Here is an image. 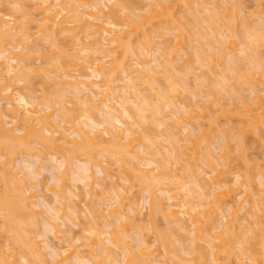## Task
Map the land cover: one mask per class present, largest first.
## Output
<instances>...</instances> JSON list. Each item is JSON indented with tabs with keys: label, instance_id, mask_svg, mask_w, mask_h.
I'll use <instances>...</instances> for the list:
<instances>
[{
	"label": "bare ground",
	"instance_id": "1",
	"mask_svg": "<svg viewBox=\"0 0 264 264\" xmlns=\"http://www.w3.org/2000/svg\"><path fill=\"white\" fill-rule=\"evenodd\" d=\"M21 1L0 0V6L5 5L7 7L6 5H9L8 9L9 7L12 8L11 5H13L17 9L19 16H21V21H17L11 16V13L9 15L7 14L9 12L3 13L0 11V187L2 186L3 188L1 190L2 193H0V216L5 221V223H2L5 228L2 229L8 231L4 232L8 233H6L8 235V238H6L7 243L9 241L8 244H10L6 245L8 249L5 246L1 247L0 264H22V261L24 262L23 264H136V262L137 264H155V262L156 264H175V259L185 264H231L232 261L233 264H259L258 259L263 256H259L258 253L260 251L257 254H253L254 250L252 251V249L256 251V247L253 248V246L257 242L259 243L256 245L258 250H260V244L264 248V213L262 212L263 215L261 214L262 208L258 203V199H256L258 197L254 196L255 191L252 181L255 176H251L253 173L247 176V172H245L246 176L242 179L243 175L236 174L238 190L243 189L245 196L253 197V202L247 214L251 217V221L245 216L246 218L243 217V221H246L247 225H245L246 223L243 224L241 218V220H238L242 223L238 220L233 222L234 219L232 217L234 218V214L233 216L230 215V206L220 199L221 195L226 197L229 194V191H223V183L220 181V175L227 172V170H222L220 167L227 169L230 167L227 159L230 156L232 148V146L230 148L229 139L231 140L232 138L228 139V137L222 135L223 141L214 149L219 151L215 155L211 151L213 146L211 145L212 147H210L209 145L212 140L209 143L210 138L208 137L213 138L217 133L215 131L214 135L209 133L208 131L211 129L203 132L202 126L198 123L201 119L203 121L204 117L205 119L213 117L211 116L212 113L209 117L207 116L209 115V110H212L215 104L218 106L219 111L235 114L240 119L247 121L248 130L255 129V134H258L259 128L261 130L264 129L260 127L264 123V96L262 95L264 93V68L263 63H260L264 59V56L262 59L257 53L258 49L264 46V25L260 26L255 23L256 18L254 19V25L252 23L250 24L251 27L247 26L248 23L245 19H247L248 13H246L247 10L245 12V9L241 7L244 4L240 2H243V0H214L215 4L212 1L210 6L206 5L209 4L210 0H203L205 2L202 3L200 1L201 4L199 6H194V4L199 3V1L195 0L197 2L193 1L192 3L194 4H192L193 7L191 8L188 5L191 4V2H188L189 0H150L151 2L147 3L152 9L148 6L145 7V5L141 6L146 0H143V4H139V1L142 2V0H137V5L144 8L143 10L137 9L140 12V16L143 17L139 19L142 20L141 22L134 19L135 14L136 16L138 15L134 11L133 0H32L33 3L34 1H37V3L35 2L36 5L34 6L31 1L30 3L33 6L28 9V6L22 5ZM152 1L155 3H152ZM238 1L242 4L241 6ZM38 3H40L38 6L41 8L37 7ZM255 4H258L255 7L261 6V3H258V1ZM44 5L46 6L44 7ZM179 5H181L183 11H185L184 9L186 11H180L177 8ZM223 5L226 7L223 8ZM33 7L36 8L32 9ZM156 7L160 8L157 10L155 9ZM194 7L200 8L193 10L192 8ZM107 8L111 9L106 11ZM201 8L203 10H200ZM14 9L11 11L15 12ZM189 9H192V12L195 11V14H190ZM224 9L227 13L225 11L223 13ZM38 10L41 11L39 14L42 16L37 19L35 17ZM254 10L251 15L253 14V17H257L256 15L258 14L255 13L261 11V16H258L259 22L264 24V7L261 6V10L256 9L255 12ZM144 11H147V14H144ZM186 12L189 13V16L195 15L194 19L192 18L194 21H191V26L195 25L193 28L196 30L192 36H195L196 39L193 40L196 44L191 47H188L190 44L188 45L187 43L194 41H191L192 38L190 37L192 36H190V33L188 34L185 31L187 30V27H184L186 22L182 25L184 28L180 25L181 23H178L177 26L179 27L175 25L179 20V14L183 13L181 17L183 19L187 18L188 13ZM31 13H35V17ZM118 13L124 16H118ZM200 14L204 16L201 17ZM140 16L138 17L140 18ZM90 18L94 19L91 20ZM29 23H36L39 37L38 34L34 33L36 31L33 32L34 34L30 32L33 31L32 28L35 25L30 27V29L28 26L31 24ZM147 23H149L151 28L150 26L147 27ZM70 25L75 26L70 27ZM155 25L159 26L157 28L153 27ZM240 25L243 28L245 27L242 32L237 30V28H241ZM180 27L183 29L178 34L177 32H179ZM222 28H226V30H222ZM35 29L37 28L35 27ZM159 29L162 32L168 31L166 34L170 33L169 35H172L171 38L175 37L174 39L172 38L176 42L173 47H168L169 40L157 43V45L155 44L157 36H159L157 35ZM140 31L143 36H139ZM224 31H228L227 33L229 34L227 35ZM185 32L190 36L188 38L190 42H187L188 40L185 37L188 36L184 35ZM32 34L34 38H30ZM59 34L63 36H65L64 34H67L66 36L70 35L73 39L72 42L75 41L76 46L74 47V43L73 46L67 44L66 48L63 49L65 45H59L60 43L58 44V40H56V37L59 38ZM154 36L155 38H153ZM226 37L229 40L225 39ZM31 39L41 40V43L45 40L48 42L41 44L40 41H37L39 42L38 44L33 40V44H31ZM87 39L92 41H88ZM141 39L143 40L140 41ZM5 40H11V42L8 41L10 44ZM183 40L186 43L185 49ZM2 41L7 42L9 47L6 43H2ZM134 41H138L137 44ZM236 42L240 43V47L243 46L240 53H243V59L248 61L247 64L250 65V70L247 69L249 72H242L246 68L242 67L243 69H239L237 65L238 57H235V54H230L232 53L231 48ZM201 43L207 45H204L207 47V50L209 48L206 53V50H203L205 47H202ZM225 44L226 46L229 45L226 47ZM10 45L11 47L13 45L14 49L10 48ZM42 45L47 46L41 47ZM33 47L36 49H33ZM68 47L71 48L70 52ZM188 48H191V50ZM47 49L51 50H48L50 51V55H46L48 53ZM185 50H189L190 56L194 58H192L194 64L198 62L202 72L196 69L193 63L187 64L188 58H186V62L185 59H181L184 56L182 55V51ZM234 53L238 54L235 51ZM32 55L38 57L39 61H41L42 65L41 63L39 64L41 67H37L40 70L32 69L31 64L29 67V63H25ZM150 57L151 59H149ZM128 58H130V62H127ZM223 59L227 60V66L224 65L227 67L226 70H232L233 76L231 78L227 77L230 75H226L228 72L225 71V68L224 70L221 69L223 67L221 66L224 62ZM240 60L242 61V59ZM65 61H68V63ZM131 63L134 65L132 66ZM211 63L214 65L212 64V66ZM67 66H78L79 68L83 66L82 70H86L85 68H87L90 72L87 73L88 75H83L85 78L81 75L77 78V75L69 73L74 68L68 69ZM134 66L136 67L134 68ZM192 68L195 70L191 71ZM59 71L65 75L69 73L70 77L66 78L67 76L64 77V75L61 77L62 73H58ZM181 71L182 73L184 71L183 74L185 76L183 75V77H186V74L189 76L190 72L194 76L196 72H201L195 76V78L198 77L200 80L196 78L197 84L195 83L194 89L188 83L190 78L188 79L187 77L188 80L183 78ZM34 72L36 73L35 75L44 77L45 86L51 87V89L43 90L41 92L43 94H40L42 96L36 95L37 93L35 92H32L33 94L25 93L28 94L25 95L19 89L12 87V85L15 86L20 82H25L28 80L26 79L28 77H33ZM234 72H236L235 75ZM247 72L248 74H246ZM208 73L210 75H217L216 79L218 77L217 81H219V84L215 80L212 82L206 80L205 77H210ZM116 74L117 76H115ZM118 74L120 77H118ZM249 76H251V80L248 79ZM63 77L68 80H65ZM71 78L75 81H72ZM161 78L166 83L163 86L160 84ZM233 78L242 81H238V83L242 85L243 89H245V85L250 90L252 87L253 96H257L256 94L261 90L260 92L262 93L259 92L261 95L258 94L259 96L257 97L252 96L251 100H253L254 104L252 103L251 105V102L245 100L246 97L242 96V93L233 86L234 83H231V79ZM58 79L60 80L59 82ZM69 79H71L72 83ZM207 79L211 80V77ZM228 79L230 82L227 81ZM117 81H122V83L118 82L116 84ZM257 82L259 84L262 83L263 86L254 84ZM215 83L217 84L214 87L216 90L219 89L216 86L221 85L223 92L226 93L224 96L222 90L219 91V95L223 94V98L230 94L227 90L232 88V92L235 94V96H233L234 94L232 95V98H238L242 106H238L240 103L237 104V101L230 99V96L227 97L230 101L224 99L226 101L224 102L223 98L216 94L218 92L212 88ZM77 86H79L78 89ZM205 87L206 89H204ZM74 88L76 89L75 91L72 90ZM188 88L194 92V96L197 98L195 102L197 108L190 107L189 104L191 103L187 104L184 100L175 101V97L181 91H187ZM255 90L256 92L258 90L256 94H254ZM45 91L48 92L46 93ZM71 91L73 95L67 97L66 93L72 94ZM49 92L51 94H48ZM211 103H213V106ZM67 104H72L73 107L69 105L71 107L69 108ZM93 108L96 111H92L94 110ZM81 111H83V114ZM94 112L100 117L97 120L95 119L97 116L93 114ZM170 116L173 117V120H170ZM4 117H10L8 118L10 121ZM209 119L207 121H210ZM168 120L175 122L174 127L179 126V130L173 126L172 130L170 127L171 123L169 124ZM228 120L226 118V121ZM22 122L25 123H23L24 125L28 124V127L21 126ZM229 122L231 123L232 121ZM207 123L205 127H207ZM217 123L219 124L220 122L217 121ZM51 124L53 128L49 129L48 125ZM211 124L212 128H215L216 120L214 119ZM239 128L241 127L239 126ZM239 128L237 127V131ZM234 129L236 130V128ZM239 131L243 132L242 129ZM47 133L52 135L48 136ZM55 134H58L60 138L54 139ZM163 139L169 144L164 145ZM56 140L64 144L57 143ZM33 144L35 145L34 147ZM36 144L46 148L45 150H50L49 148L57 150L56 148H59L60 145L62 147H60L59 152L58 150L56 151L58 152L56 157L51 151L46 155V153H43V149L37 148L39 146H36ZM71 144L73 145L70 146V149L68 145ZM61 149L64 150V153L61 154L62 157L64 156L63 158L59 154L62 151ZM65 149H69L68 152ZM34 150L39 151V153L35 154ZM25 151L31 157L34 156L35 161L32 160L30 162L25 155L23 156L26 158L23 161H29L27 165L24 164L26 165L24 167L27 169L24 174V171L20 172L22 170H19L22 167L19 165L20 162H17V166H14L15 163H13L12 158L15 157V154L17 156L18 152L22 153ZM26 152L24 154H27ZM77 153L85 157L87 161V165L83 171L79 173L74 172L75 174L71 175L74 176L75 182L84 183L80 187L84 188L79 189L81 193L76 191L78 189L74 185L75 188H72V184L66 186V180L69 178V174H72L70 172L72 169L70 168L74 165L73 163L76 159L74 154ZM44 155L48 159L51 157V160L49 159L48 161L49 163L54 160L55 162L53 163L58 164H54L58 166L55 168L56 170L54 169V174L57 170L59 172L54 175L55 177L52 176V179H50L53 181L54 178V181L49 185H47L48 182H40L49 186V190L55 195L53 203L51 200L48 201L49 199L46 200L43 195H40L38 191L42 190L36 188L38 186L42 187L44 184L37 186V182H34L36 181L34 178L37 179V176L40 175L39 169L43 167L41 163L46 160V158L44 159ZM100 155L103 158H107V162L110 165L113 164V168L118 167L119 172H128V175L125 174L127 178L122 176L123 179L125 178L124 180L127 182L132 180V183L133 180L137 181L138 185H140V190L148 192V204L143 206V208L137 207L138 210L134 208V204L131 201L127 202L128 196L123 193L121 188L119 190V188L113 186V188L110 187L111 190L107 188L109 191L104 187V178L100 180L95 178L97 176L92 172L94 167L99 169L101 167L103 172L106 170L104 172L106 174L109 170L107 166L102 164L103 161L99 159L101 158ZM217 157L218 161L221 160V162L217 163ZM29 159L32 158L29 157ZM199 160L204 166L206 165L205 171L199 165ZM46 161L45 163L48 166V162ZM262 170L259 169L257 171L259 173H256V175L261 178L260 184L264 187V171ZM18 172L20 175H24L20 176ZM207 174L211 176L208 182L206 178ZM17 176H20V178ZM201 176L203 183L201 182L202 180H199ZM25 178L28 182H26ZM29 182V189L25 188L26 191L24 185H27ZM96 185L100 188L97 189ZM66 190H68L67 195ZM262 193L264 198V190ZM75 197H77L76 199L79 197L82 200L75 202L73 200ZM95 198L99 199L98 202ZM33 199H41L42 202L39 201L38 204ZM103 199L109 200L106 201L107 204L105 202L106 206L103 205ZM83 201L84 203H82ZM108 202L110 203L108 204ZM262 202L264 204V200ZM76 203L85 204V210H81ZM225 204L229 208L230 219L224 215L228 214L225 212L227 208L224 209ZM38 205H42L44 211L31 210L33 206L34 208L39 207ZM105 207V211L109 212L108 215L103 213V208L105 209ZM144 209L148 210L146 214L144 213ZM87 212L90 213L89 216ZM220 212H224L222 213L223 216ZM38 213L45 219V229H43V232H40L45 234L38 235L39 237L42 236L40 237L42 238L41 242L43 241L42 243L44 244L42 248L38 246L39 243L35 240V238L39 239L37 236L38 229H40L38 226L39 219L35 217ZM46 213L51 217L45 218L44 215ZM94 214L97 217L99 216V221L105 222L103 223L104 227L101 225L102 222L96 221L97 218H94ZM159 214L165 217L163 218L167 222L166 225L168 224V228L166 229H169L172 234L176 235L178 234L177 232L182 231L180 235H176L177 241L183 243V246L180 245L182 246V255L173 253L171 245L176 241L171 242L172 239H169V236L166 237V233L159 226H155L156 222L153 219L155 215L161 216ZM219 214H221L222 219H217V216H220ZM148 217L151 218V223H149ZM103 218L106 219L103 220ZM66 220H68V224ZM131 220L134 222L137 220L136 225L139 226L131 225ZM216 220L220 222L218 223L220 224L219 229L215 225L217 223ZM146 221L151 225L147 224L148 227H153L151 231L156 233V236L158 235L155 240V242H158L156 245L163 244L165 248L164 255L157 254L159 257L156 260L153 259L154 261L148 260L149 263L142 259V256L144 257L145 255L147 257V254H150L148 253V249H151L148 245L149 241L144 238L145 234L143 232L145 231L141 227ZM27 224L32 225L33 228L25 227ZM72 224L81 227L79 231L84 234L83 236L80 235L82 238L75 236L74 233L76 231L73 229ZM130 225L134 227L131 228ZM147 225L145 226L146 229ZM102 227L103 229H101ZM36 228H38V231H31ZM129 229L137 232L136 237H132V234L128 233V231L130 232ZM49 231L54 233V238L59 239L65 246H62V244L58 246V243L51 244V239L49 241L47 239ZM29 232H33L34 237ZM34 232L36 233L34 234ZM160 232L164 234H160ZM137 235L139 241H137ZM181 235L183 236L180 238ZM189 241L191 242L190 246L188 245ZM200 241L204 242L205 246L208 247L202 245ZM132 242H135L137 245L132 246L130 244ZM235 242L239 244L240 251L235 249ZM84 247L87 248L86 253L84 250L78 251L80 248L84 249ZM30 251H35V254H30ZM140 251H142L143 255H141ZM155 252L158 253V249L157 251L153 250L151 254L154 255ZM222 253H225L226 256L222 257ZM161 256H164L166 259L169 257L172 263L171 261L168 263V259L167 261L162 259V261L160 259L162 258ZM72 258L76 260L71 261L73 260ZM147 258H150V255Z\"/></svg>",
	"mask_w": 264,
	"mask_h": 264
},
{
	"label": "rangeland",
	"instance_id": "2",
	"mask_svg": "<svg viewBox=\"0 0 264 264\" xmlns=\"http://www.w3.org/2000/svg\"><path fill=\"white\" fill-rule=\"evenodd\" d=\"M32 0H22L21 1V4L22 5H24L25 7H27V9L29 8V7H32L33 5L35 6L36 5V3H37V1H34V3H33V1H32V4L30 3ZM139 1V0H138ZM137 0L135 1V0H133L132 1V5H133V7H134V11H135V13H137V15L138 16H140V12H138L137 11V9L139 8L140 10L142 9H144V8H141L140 7V5H137L138 2ZM171 1H174V0H171ZM188 1V0H187ZM193 1H195V0H189L188 2L190 3L191 2V4H188L189 5V7L191 8V7H193V5L192 4H194V3H192ZM197 1H199V3L197 4H194V6L195 5H198L199 6V4H201V2L200 1H202V3L203 2H205V1H203V0H197ZM197 1H195V2H197ZM209 1V0H208ZM213 1V3L215 4V2H214V0H210V2H209V4H206V5H211L210 3ZM216 1V0H215ZM258 1V3L260 2L261 3V6L262 7H264V0H243V2L242 1H240L242 4H244L243 6H241L242 4H240V2H239V4H240V6L243 8V9H245V12H246V10H247V12L246 13H248V15L247 14H245V15H247L246 17H247V19H245L246 21H247V26H250L251 27V25L250 24H252L253 23V25H254V19H259V17L258 16H261V11H259V12H257V13H255V14H258V15H256L257 17H253L252 15H251V13H253V10L255 9H260L261 10V6L259 5V7H255V6H258V4H255L256 2ZM36 2V3H35ZM147 2H151L150 0H146V1H144V4H143V0H142V2H140L139 1V4H143V5H141L142 7L145 5V7H147L148 6V3ZM186 2V1H185ZM52 3V2H51ZM147 3V4H146ZM152 3H155L154 1H152ZM151 3V4H152ZM40 3H38L37 4V7H39L38 5H39ZM238 4V5H239ZM42 5V4H41ZM155 5V4H154ZM181 5H183L182 3H181ZM181 5H179V6H177V8L178 9H180V11H183V9L181 8ZM184 5H186V3H184ZM192 5V6H191ZM205 5V6H206ZM226 5H228V4H226ZM7 7L9 6V5H6ZM12 6V8L11 7H9V8H11V10H13L14 8H15V6H13V5H11ZM46 5H44V7H45ZM110 6V5H109ZM208 6V7H209ZM7 7H5V5H2V6H0V9L2 8V10H0V11H2L3 13H6V12H9V13H7V14H9L10 15V13H11V16L14 18V19H16L17 21H21L20 20V18H21V16H19V14H18V12H17V9L15 8L14 10H15V12L14 11H11V10H9V8L7 9ZM57 7V6H56ZM149 7V6H148ZM200 7H201V5H200ZM199 7V8H200ZM207 7V8H208ZM213 7V6H212ZM226 7V6H225ZM224 7V5H223V8H225ZM34 8H36V7H33L32 9H34ZM39 8H41V7H39ZM149 8H151V7H149ZM160 8V7H159ZM158 7H156L155 9H159ZM187 8V7H186ZM197 9H199L198 7H196ZM196 8L194 7V8H192L193 10L195 9L196 10ZM247 8V9H246ZM23 9H25L24 7H23ZM38 9V8H37ZM36 9V10H37ZM57 9L59 10V8L57 7ZM56 9V10H57ZM109 9H111V8H107V10L106 11H109ZM138 9V10H139ZM152 9V8H151ZM150 9V10H151ZM192 9H189L190 10V14L191 13H193V14H195L194 12L195 11H193L192 12ZM8 10V11H7ZM35 10V11H36ZM185 11H186V9H184ZM200 10H203V8H201ZM255 10H254V12H255ZM28 11V10H27ZM33 11V10H32ZM185 11H183V12H185ZM225 11V9L223 10V13H225L224 12ZM231 11V10H230ZM252 11V12H251ZM1 12V13H2ZM29 12V11H28ZM31 12V11H30ZM41 11H39L38 10V12H37V15L35 14V13H31V14H35L36 15V17H35V15L33 16V17H35V18H41V16L42 15H40L39 13H40ZM145 13L144 14H147V11H144ZM152 13V12H151ZM186 13H188V12H186ZM227 13V12H226ZM20 14H21V12H20ZM141 14H142V12H141ZM181 14H183V13H181ZM181 14H179L178 15V18H179V20H178V22H177V24H175L176 25V27H179V26H177L178 25V23H181L180 25L182 26L185 22V26L184 27H187V30H185L188 34L190 33V36H192V34L194 33V31L196 30V29H194L193 27H195V25H193V26H191L192 24H191V21H194L193 19H194V17H195V15H190L189 16V13L187 14V18H185V19H183L182 17H181ZM22 15V14H21ZM122 14H120L119 15V13H118V16H121ZM122 16H124V15H122ZM138 16H136V14H135V16H134V19H136V20H138V22H141L142 20H139V19H141V18H143V17H141L140 16V18L138 17ZM200 16L202 17V16H204L203 14H200ZM17 17H18V19H17ZM137 17V18H136ZM183 17H185V15H183ZM189 17V18H188ZM147 18V17H146ZM193 18V19H192ZM240 18V17H239ZM91 19V18H90ZM94 18H92L91 20H93ZM256 19V22L255 23H257L258 25H260V26H263L264 24L263 23H261V22H259L260 21V19L259 20H257ZM143 20H145V19H143ZM29 24H31L30 26H28L29 28L30 27H33V25H35V27L37 28V29H35V27H33L32 29H33V31H30V32H34V31H36V32H34L35 34H38L37 32V30H38V27L36 26V23H29ZM154 24V23H153ZM196 24V23H195ZM147 27H149L150 25H149V23H147ZM173 25V24H172ZM75 25H70V27H74ZM159 26V25H158ZM158 26H153V27H158ZM166 26V25H165ZM246 26V27H247ZM171 27V26H170ZM183 27V26H182ZM183 27V28H184ZM239 27V26H238ZM240 27H241V25H240ZM150 28H151V26H150ZM149 28V29H150ZM183 28H181L180 27V30H179V32H177L178 34H180L182 31H181V29H183ZM241 28H243V26L241 27ZM241 28H237V30L239 31V32H242V30H244V28L243 29H241ZM31 29V28H30ZM148 29V28H147ZM160 29H162V28H160ZM159 29V33L157 34V35H159V36H161L160 38H159V36H157V39H156V45H157V43H162V42H164V41H167V40H169L170 42H169V44H168V47H173L174 45H175V41H173V39L175 38V37H172L171 38V36L172 35H169L170 33H168V34H166L168 31H163L162 32V30H160ZM164 29V28H163ZM171 29V28H170ZM186 29V28H185ZM164 30H167V29H164ZM174 30H176V29H174ZM188 30H189V32H188ZM222 30H226V28H222ZM150 32H152V31H150ZM171 32H173V31H171ZM186 32L184 33V35L185 36H188L187 34H186ZM225 32V31H224ZM228 31H226L225 33L228 35L229 33H227ZM33 33V34H34ZM162 33H165V34H163L162 35ZM32 34V36L30 37V38H34V35ZM82 34V33H81ZM80 34V35H81ZM149 34V33H148ZM60 36H59V38L58 37H56V40H58V44L59 45H65L64 47H63V49H65L66 48V46H67V44L68 45H74V47L76 46V43H74V42H72L73 41V39H72V37L70 36V35H68V36H66L67 34H64L65 36H63L62 34H59ZM143 36L142 35V32L140 31L139 32V36ZM153 35V34H152ZM173 36H174V34H173ZM182 36H183V34H182ZM190 36H188V37H185V38H187V42H190V39H188ZM38 37H39V34H38ZM37 37V38H38ZM92 37V36H91ZM91 37H90V39H91ZM153 38H155V36L153 37ZM183 38V37H182ZM184 38V39H185ZM190 38H192L191 39V41H194L196 38H195V36H192V37H190ZM137 39V38H136ZM135 39V40H136ZM194 39V40H193ZM225 39H228L229 40V38H225ZM33 40L34 39H31V41L30 42H32L31 44H33ZM88 41H92V40H89V39H87ZM143 39H141L140 41H142ZM151 40V39H150ZM153 40V39H152ZM176 40H178V39H176ZM5 41H10L11 42V40H5ZM34 41H36V43H38L39 44V42H37V41H40V43H41V40H34ZM139 41V42H140ZM145 41V40H144ZM185 41H186V39H185ZM3 42L2 41V43H6L7 45H8V47H9V44H10V42ZM45 43L46 42H48V41H44ZM44 42H42L41 44H43ZM136 41H134V43H135ZM138 42V41H137ZM137 42H136V44H137ZM146 42V41H145ZM195 42V41H194ZM194 42H190V43H187L189 46L188 47H191V46H193V45H195L196 44V42L194 43ZM240 42V41H239ZM239 42H236V44L231 48V50H232V53H230V54H235L236 56L235 57H238L237 58V61H238V63H237V65H238V67H239V69L240 68H242V67H244V68H246V70H244L243 68V71L242 72H246V71H248L249 72V70H250V65L249 64H247L248 63V61H245L244 59H243V53H240V51L242 50V47H240V43ZM1 43V44H2ZM44 43V44H45ZM74 43V44H73ZM183 43H184V40H183ZM204 43V42H203ZM203 43H201V46L202 47H205V48H203V50L205 51V53L209 50V48H208V50H207V45L206 44H204V45H206V46H204L203 45ZM205 43H206V41H205ZM6 44H3V45H6ZM12 44V43H11ZM38 44H36V45H38ZM47 44H49V43H47ZM135 44V45H136ZM142 44H143V42H142ZM227 44V43H226ZM226 44H225V46H226ZM2 45V46H3ZM139 45V44H138ZM137 45V46H138ZM156 45H154L153 44V46H155L156 47ZM229 45V44H228ZM227 45V46H228ZM236 45H238L237 47H236ZM38 46H40V45H38ZM44 45H42L41 47H43ZM47 46V45H46ZM46 46H44V47H46ZM49 46V45H48ZM140 46V45H139ZM183 46H185L184 47V49L186 48V43H184L183 44ZM226 46V47H227ZM71 47V46H70ZM70 47H68V50H69V52H70V50H71V48ZM163 47H165V46H163ZM10 48H12V49H14L13 48V45H12V47H11V45H10ZM47 48H49V47H47ZM260 48H262V49H260ZM259 49H258V56H261L260 58H262L263 56H264V46H262V47H260ZM33 49H36L35 47H33ZM46 49V48H45ZM73 49V48H72ZM188 49H190L191 50V48H188ZM48 50H50V49H47V54L46 55H48L49 54V52L51 51H48ZM17 51H19V50H17ZM46 51V50H45ZM187 50H185V51H182V55H184L181 59L182 60H184L185 59V62H186V58H188L189 60H188V62H187V64H189V63H193L194 64V58L192 57V56H190V53L187 51ZM220 51V50H219ZM234 51L235 52H237L238 54H236V53H234ZM261 53H260V52ZM226 52H228V51H226ZM209 53H211V52H209ZM225 53V52H224ZM36 54V53H35ZM50 55V54H49ZM239 55H241V56H239ZM66 56V55H65ZM68 56V55H67ZM227 56V55H226ZM240 57V58H239ZM192 60H191V59ZM29 59V61L27 62V60ZM27 60H26V62L25 63H29L28 65H29V67H30V64H31V68L32 69H36V70H40V68H37V67H41V65H42V63H41V61H39V58L38 57H36V56H34V55H32L30 58H28ZM65 59H67V58H65ZM68 59H70V58H68ZM149 59H151V57L149 58ZM180 59V60H181ZM240 59H242V61L240 60ZM259 59V58H258ZM263 59V58H262ZM64 60V59H63ZM106 60H108V59H106ZM130 60V58H128V61L127 62H130L129 61ZM224 60V59H223ZM223 60H222V62H223ZM43 61V60H42ZM70 61V60H69ZM178 61V60H177ZM213 61H214V59H213ZM260 61V60H259ZM66 63H68V61H65ZM196 62V61H195ZM212 62V61H211ZM41 63V65H39ZM177 63H179V62H177ZM180 63H182V62H180ZM260 63H263V68H264V59L262 60V62H260ZM132 64V63H131ZM213 63H211V65H212ZM247 64V65H246ZM67 65H69V64H67ZM134 64H132V66H133ZM181 65V64H180ZM195 65V68L196 69H199L201 72H202V69H200L199 68V63L198 62H196V64H194ZM214 65V64H213ZM212 65V66H213ZM227 66V60H224V62H223V64L221 65V66H223L221 69H223L224 70V68H225V71L226 72H228V73H226V75H230V76H227V77H232L233 75H232V70L230 71V70H226L227 69V67H225V66ZM86 66V65H85ZM190 66V65H189ZM261 66V65H260ZM68 67V66H67ZM136 66H134V68H135ZM191 67H193V66H191ZM71 69V68H74V70L71 72V71H69V73L70 74H75V75H77V78L78 77H80V75L83 77V78H85V76H83V75H86L88 72H90L89 70H87V68H85L86 70H82V68H83V66L81 67V68H79L78 66H72V67H68V69ZM247 69H249V70H247ZM192 70H195L194 68H192L191 69V71ZM199 70H197V71H199ZM64 71V70H63ZM260 71H262V70H260ZM201 72H196V74L197 75H199ZM248 72L246 73V74H248ZM38 73V72H37ZM41 73V72H40ZM39 73V74H40ZM58 73H62V72H58ZM64 73H66V72H64ZM68 73V72H67ZM69 73L68 74H63L62 73V75H61V77L64 75V77H66V78H69L70 77V75H69ZM178 73H180V72H178ZM183 73H184V71H183ZM182 73V71H181V74H182V77H183V74ZM188 74H189V72H187ZM36 73L34 72L33 73V77H28V78H26V79H28V80H26L25 82H20L18 85H12V87H15V88H17V89H19V91L20 92H23L24 94L25 93H30V94H33L32 92H35V93H37L36 95H40V94H43V93H41L43 90H48V89H51V87H48V86H45L46 85V83H45V80H44V77L43 76H38V75H35ZM185 74H186V72H185ZM195 74V76H197ZM209 75H210V73H208ZM236 74V72H234V75ZM40 75H42V74H40ZM74 75V76H75ZM88 75V74H87ZM119 75V74H118ZM25 76H27V75H25ZM28 76H30V75H28ZM73 76V77H74ZM115 76H117V74L115 75ZM185 76V75H184ZM195 76H194V74H191V72H190V74H189V76L186 74V77H183V78H186L187 79V77H188V79H189V82L188 83H190L189 85L194 89V87H195V83L197 82L196 81V78H197V80L199 79L198 77H196L195 78ZM216 76L217 75H213V74H211L210 75V77H211V80L210 79H207V78H210L209 76L208 77H205L206 78V80H209L210 82H212V81H217V79H218V77H217V79H216ZM42 77V78H41ZM63 77V78H64ZM72 77V76H71ZM87 77V76H86ZM118 77H120V75L118 76ZM251 76H249L248 77V79H250L251 80V78H250ZM24 78V79H25ZM75 79H76V77H74ZM229 78V79H230ZM254 78V77H253ZM65 79V78H64ZM63 79V80H64ZM72 79V78H71ZM71 79H69V81L71 80ZM179 79V78H178ZM187 79V80H188ZM229 79L227 80V81H229ZM234 79V78H233ZM233 79H231L232 81H231V83H234V87L239 91V92H241L242 93V96H244V97H246V99L245 100H248L249 102H251V105H252V103L254 104V102H253V100H251V98H252V96H253V88L251 87V90L250 89H248V87H246V85H245V89H243L242 88V85L241 84H239L238 83V81L239 82H242V81H240V80H233ZM65 80H68V79H65ZM180 80V79H179ZM200 80V79H199ZM60 80L58 79V82H59ZM72 81H75L74 79H72ZM72 81H70L71 83H72ZM66 82V81H65ZM122 83V81L120 82V81H117L116 82V84L117 83ZM218 83L217 84H219V81H217ZM230 82V81H229ZM237 82V83H236ZM207 83V82H206ZM250 83V82H249ZM70 84V83H69ZM69 84H67L68 86H69ZM124 84V83H123ZM160 84H162V86L164 85V84H166L165 83V80L164 79H162L161 78V83ZM191 84H194V85H191ZM197 84V83H196ZM216 83L214 84V86L212 87V88H214L215 87V85H217ZM229 84V83H228ZM254 84H259L258 82L257 83H254ZM230 85V84H229ZM228 85V86H229ZM239 85V86H238ZM251 85H253V84H251ZM260 85H262L263 86V84L261 83V84H259V86ZM50 86V85H49ZM66 86V85H65ZM231 86V85H230ZM232 86V87H233ZM255 86V85H254ZM253 86V87H254ZM45 87H47V88H45ZM219 88L218 90H216L215 88H214V90H216V92H218V93H216V94H218L219 95V91H221L223 88L221 87V85L219 86H216V88ZM233 87V88H234ZM255 87H257V86H255ZM254 87V88H255ZM15 88H13V89H15ZM70 88V87H69ZM79 88V86H77V89ZM197 88V87H196ZM195 88V89H196ZM230 88V87H229ZM204 89H206V87L204 88ZM227 89H228V87H227ZM232 88H230L229 90H227V91H229V93L230 94H228V95H226V97H222L223 96V94H224V96H225V94L226 93H224L223 92V90H222V95H219L220 97H222L223 98V101L224 102H226L225 100H229V99H227V97H231L230 99H233L232 97L233 96H235V94L232 92L233 91V89L231 90ZM256 89H258V88H256ZM261 89V88H260ZM69 90H71V89H69ZM72 90H76L75 88L74 89H72ZM190 91V92H189ZM261 91V90H260ZM259 91V92H260ZM46 92V91H45ZM48 92V91H47ZM46 92V93H47ZM72 92V91H71ZM252 92V93H251ZM255 93L254 94H256L257 92H258V90H257V92H256V90L254 91ZM259 92L256 94L257 96H259V95H261V94H259ZM69 92H67L66 94V96L67 97H71L72 95H73V92H72V94H68ZM260 93H262V92H260ZM48 94H51L50 92L48 93ZM220 94H221V92H220ZM234 94V95H233ZM237 94V93H236ZM259 94V95H258ZM0 95H1V93H0ZM25 95H28V94H25ZM233 95V96H232ZM263 96H264V93L262 94ZM40 96H42V95H40ZM255 96V95H254ZM253 96V97H254ZM257 96H255V97H257ZM209 97V96H208ZM2 98H4V97H2ZM176 99H175V101L176 100H180V101H182V100H184V102L185 103H187V104H189V103H191V104H189L190 105V107H194V108H197L196 107V105H195V102H196V100H197V98H195V96H194V92H192L191 91V89L190 88H188V90L187 91H181V93H179L178 94V96L177 97H175ZM4 99H6V98H4ZM209 99V98H208ZM212 99H213V97H212ZM225 99V100H224ZM211 100V99H210ZM233 100H236L237 101V104L238 103H240V100H238V98H235L234 97V99ZM5 101V100H4ZM230 101V100H229ZM228 101V102H229ZM207 102V101H206ZM193 104V105H192ZM225 104H227V103H225ZM236 104V103H235ZM68 105V107L69 108H71V107H73V105L72 104H67ZM71 107H70V106ZM211 105L213 106V103H211ZM210 105V106H211ZM0 106H1V103H0ZM238 106H242L241 105V103H240V105L238 104ZM227 107H229V105L227 104ZM215 108V109H214ZM94 109V108H93ZM210 109V108H209ZM213 110V111H212ZM212 110L210 109L209 110V115L207 116V117H209L210 116V114H211V116H213V117H211L210 119L209 118H207V119H205V117L203 118L204 120L203 121H201V120H199L198 121V123L202 126V130H203V132H206V131H208L209 129H211L210 131H212V132H210V131H208L209 133H212L213 135L215 134V132L217 133V134H215V136L213 137V138H211V137H208V138H210L209 139V143H210V141L212 140V142L209 144L210 145V147H212L211 149V151L213 152V153H215V155L219 152L218 150H214V149H216V147H218V144L220 143V142H222L223 141V138H222V135H225L226 137H228V139L229 138H232L231 140L229 139V143L231 144H229L230 145V148H231V146H232V148H231V150H230V156H229V158L227 159V161L230 163V167L227 169V168H225V167H220L222 170L224 169V170H227V172H225V173H223V174H221L220 175V181H222V183H223V187H222V189H223V191L224 190H227V191H229V194H228V196H220V199L221 200H223L224 202H226V203H228V205L230 206V215H232L233 216V214H234V218L232 217V219H234V221L233 222H235L236 220H241V221H243L244 219H243V217H245V216H247V218H249V220L251 221V217L249 216V215H247L248 213H249V210H250V207H251V205H252V202H253V197H248V195L247 196H245L244 194V191H243V189H240V190H238L239 189V187H238V185L236 184V174L238 173V174H241V175H243L242 176V179H244L245 178V176H246V173L245 172H247V176H249V174H252L253 173V175H251V176H255V177H253V183H252V186L254 187V196L255 197H258V198H256V199H258V203H259V205L261 206V208H262V210L260 211L261 212V214H262V212L264 213V207H262V205H264L263 204V200H264V198H263V196H262V191L264 190V187H262L261 186V184H260V180H261V178L258 176V175H256V173H257V171H259V169H261L262 170V168H263V170L262 171H264V147H263V145H264V140H262V139H264V129L263 130H261V128H259V132H258V134H255V129L254 130H248V127H247V125H246V123H247V121H245V120H242V119H240L238 116H236L235 114H231V113H229V112H222V111H219V109H218V106H216L215 104H214V106H213V108H212ZM92 111H96L95 109L94 110H92ZM167 111H169V110H167ZM197 111H199V110H197ZM210 111H212V112H210ZM82 112V114H83V111H81ZM214 112V113H213ZM75 113V112H74ZM77 113V112H76ZM96 112H94L93 114L95 115V116H97L96 114H95ZM78 114H81V113H78ZM217 114V115H216ZM221 115H223V116H221ZM82 117V116H81ZM80 117V118H81ZM216 117V118H215ZM227 118V120L228 121H226V118ZM4 118H7V117H4ZM8 118H10V117H8ZM7 118V119H8ZM79 118V119H80ZM97 118H100V117H96L95 119L97 120ZM170 118V120H173L172 118L173 117H169ZM7 119H5V120H7ZM210 120L211 122L212 121H214V119L216 120V127L215 128H212V124H211V122L210 121H207V120ZM211 119H213V120H211ZM221 119V120H220ZM9 121H10V119H8ZM7 120V121H8ZM81 120H83V119H81ZM170 120H168V122H169V124L171 125L170 127H171V129L173 130V127L175 126V122H173V121H170ZM175 120V119H174ZM217 121L218 122H220L219 124L217 123ZM229 121H232L231 123L229 122ZM80 122H82V121H80ZM83 122H85V121H83ZM202 122V123H201ZM208 122V123H207ZM222 122V123H221ZM241 122V123H240ZM263 122H264V119H263ZM24 122H22V125L21 126H26V128L28 127V124H26V125H24L23 124ZM208 124V125H206L207 127H205V124ZM21 124V123H20ZM50 124V123H49ZM211 124V125H210ZM239 124H241V125H239ZM47 125V124H46ZM107 126V125H106ZM173 126V127H172ZM239 126L241 127V128H239ZM244 126H246V127H244ZM48 127H49V129L51 128H53V126H52V124L51 125H48ZM179 127V126H178ZM178 127H174L175 129H177V130H179L178 129ZM237 127L239 128V130H243V132L242 131H237ZM260 127H263L264 128V123L262 124V125H260ZM162 128H165V127H162ZM161 128V129H162ZM234 128H236V130L234 129ZM100 129H103V128H100ZM250 129V128H249ZM54 130V129H53ZM202 130L200 129V131H201V133H202ZM215 131V132H214ZM176 132H178V131H176ZM167 133V132H166ZM208 133V134H209ZM224 133V134H223ZM48 134V136H51V135H49V133H47ZM227 134H228V136H227ZM232 134H234L233 136H232ZM166 135H168V134H166ZM59 135L58 134H55V136H54V139H56V138H60V136L58 137ZM208 136H210V135H208ZM165 137V136H164ZM164 137H162V138H164ZM179 137V136H178ZM54 139H52V140H54ZM165 139H166V137H165ZM165 139H163L164 140V145L165 144H169V143H167V142H165ZM234 140V141H233ZM61 141V140H60ZM166 141H167V139H166ZM52 142V141H51ZM54 142V141H53ZM56 142L57 143H60V142H58V140H56ZM62 142V141H61ZM55 143V142H54ZM63 143V142H62ZM62 143H60V144H62ZM238 144V145H236V144ZM263 143V144H262ZM64 144V143H63ZM53 145H55V144H53ZM65 145H67L66 143H65ZM73 144H71V145H68V148H70V146H72ZM163 145V144H162ZM212 145V146H211ZM35 145L33 144V147H34ZM36 146H39L38 144H36ZM59 146V145H58ZM60 147H62L61 145H60ZM60 147L59 148H56L57 150H58V152H59V150H60ZM37 148H41L40 150H44V152L43 153H46V155H48V152L50 153V151L51 152H53V154H55V156L57 157V155H58V152H56L57 150H55V149H51V148H49L50 150H45L46 148H43V146H39V147H37ZM36 147H35V149H37ZM54 148V147H53ZM64 148V147H63ZM71 149V148H70ZM241 149H243L242 151H240ZM62 151H61V153H59L60 155L62 154V153H64V150L63 149H61ZM66 150V149H65ZM69 150V149H68ZM68 150H66L67 152H68ZM97 150V149H96ZM95 150V151H96ZM35 152V154H38L39 153V151H37V150H34ZM245 151V152H244ZM26 152V151H25ZM25 152H18V154H17V156H16V154L13 156L14 158H12L13 159V163H15L14 164V166H17V162H20L19 163V165L20 166H22L23 168H25L24 166H26L27 165V162H29V161H23V160H26V158H24L23 156L25 155V157H27L28 158V160H30V162H32V160L33 161H35L34 159L35 158H33V157H31V155H29L28 154V152H26L27 154H24ZM38 152V153H37ZM66 152V153H67ZM70 152V151H69ZM239 152H241V153H239ZM57 153V154H56ZM262 153H263V155H262ZM46 155H44V159L46 158L45 156ZM59 155V156H60ZM30 158H32V159H29V157ZM99 156V155H98ZM241 156V157H240ZM36 157V156H35ZM48 157V156H47ZM61 157H62V155H61ZM60 157V158H61ZM64 157V156H63ZM62 157V158H63ZM74 157L76 158L74 161V165L73 166H71V168L70 169H72V170H70V172L72 173V174H69V178L66 180V186H70L71 184H72V188H75L76 187V189H78V190H76L78 193L81 191V190H79V189H83L84 187H82V188H80L81 186H83L84 185V183L83 182H75L74 181V176H71V175H74L75 173L74 172H77V173H79V172H81V171H83V169H84V167L87 165V161H86V158L85 157H83L82 155H78V153L77 154H74ZM100 157H101V155H100ZM37 158V157H36ZM51 157H49V159H50ZM20 159H21V161H20ZM49 159L48 158H46V160H44V162L43 163H45V161L46 162H48L49 161ZM99 159H101L102 161H103V163L102 164H104L105 166H107L108 168H109V170H108V175L106 174V173H104L102 170V168L100 167V169L99 168H93V170H92V172H94L95 173V175L97 176V177H95L96 179L98 178V180H100V179H103L104 178V180H103V184H104V187L107 189V188H109L110 190H111V188H113V186H116L117 188H119V190H120V188H121V190H123V193L126 195V196H128V200H127V202H130L131 201V203H133L134 204V208H136V209H138V208H143V206H145L146 204H148V192H144V190H140V185H138V183H137V181H134L133 180V183H132V180L130 181V182H127L126 180H124L125 178H127L126 176L128 175V172H126V173H121V172H119L118 170V167H112V165H110L109 164V162H107L108 160H107V158H103V157H101V158H99ZM17 160V161H16ZM19 160V161H18ZM51 160V159H50ZM200 161V160H199ZM199 161H197V162H199ZM216 161H217V163L218 162H221V160H219L218 161V157H217V159H216ZM215 161V162H216ZM23 162H26V163H23ZM53 162H55L54 160L52 161V162H48L47 164H48V166L46 165V163L45 164H43V163H41L42 165H43V167H41L40 169H39V176H37L38 178L36 179V178H34L36 181H34V182H37L36 184H37V186L38 185H42V184H44L42 187L41 186H38V187H36V188H39V189H41L42 191H38V192H40V195H43L45 198H46V200H48V201H50L51 200V202L53 203L54 201H53V197L55 198V195L51 192V190H49V186H47V185H49L50 183H52L53 181H54V178H53V181H51L50 179H52V176H54V175H56L57 174V172H59L58 170H57V172L54 174V169L56 168V167H58V166H55V165H58V164H56V163H53ZM196 162V163H197ZM248 162V163H247ZM21 163H23V164H21ZM201 163V164H200ZM200 163H199V165H201L202 167H203V170H204V168H207L206 167V165L204 166V164L200 161ZM24 164H26V165H24ZM28 164H30V163H28ZM55 164V165H54ZM247 164V165H246ZM249 164V165H248ZM258 164H259V166H258ZM46 166V167H45ZM116 166V165H115ZM200 166V167H201ZM258 166V167H257ZM3 167V166H2ZM1 167V168H2ZM9 167H11V166H9ZM19 167V166H18ZM19 168V170H22V171H20V172H23L24 174H25V170H27L26 168L25 169H23V168ZM200 167H198V168H200ZM201 167V168H202ZM53 168V169H52ZM106 168V167H105ZM108 168H106V169H108ZM200 168V169H201ZM259 168V169H258ZM57 169H59V168H57ZM195 169H197L196 167H195ZM17 171H19L18 169H16ZM33 170V169H32ZM56 170V169H55ZM100 170H101V172H100ZM202 170V169H201ZM199 171V170H198ZM205 171V170H204ZM249 171V172H248ZM53 172V173H52ZM91 172V173H92ZM207 172V171H206ZM251 172V173H250ZM74 173V174H73ZM201 173V172H200ZM242 173H245V174H242ZM259 173V172H258ZM257 173V174H258ZM18 174H19V172H18ZM24 174H22V175H24ZM125 174H127V175H125ZM20 175V174H19ZM22 175H20V176H22ZM208 176L206 177L207 178V182H208V180L210 181V179H211V176L209 175V174H207ZM9 176V175H8ZM20 176H17L18 178H20ZM33 176H35V175H33ZM105 176V177H104ZM109 176V177H108ZM125 177L124 179H123V177ZM10 177V176H9ZM12 177V176H11ZM55 177V176H54ZM70 177H72V178H70ZM122 177V178H121ZM209 177V178H208ZM241 177V176H240ZM258 177H259V179H258ZM8 178V177H7ZM201 179H199V180H202V176L200 177ZM13 179V178H12ZM241 179V178H240ZM8 180V179H7ZM25 180H26V178H25ZM204 181H206L205 179H204ZM26 182H28V180H26ZM33 182V183H34ZM40 182H45V183H47L48 182V184L46 185L45 183H40ZM115 182V183H114ZM135 182V183H134ZM202 183H203V180L201 181ZM39 183V184H38ZM204 183H206V182H204ZM1 184V183H0ZM14 184H15V182H14ZM18 184L20 185V183L18 182ZM27 184V183H26ZM18 185V186H19ZM22 185H24V184H22ZM30 185V182L27 184V185H24V189L25 188H27V190L29 189V186ZM46 185V186H45ZM75 187H74V186ZM132 185H133V187H132ZM14 186V185H13ZM17 186V185H16ZM15 186V187H16ZM77 186H79V188H77ZM4 187V186H3ZM22 187V186H21ZM31 187V186H30ZM95 187H97V189L98 188H100V187H98L97 185L95 186ZM111 187V188H110ZM252 187V188H253ZM45 188V189H44ZM243 188V187H242ZM3 188H2V186L0 187V193H2V190ZM67 189V188H66ZM109 189H107V190H109ZM26 190V189H25ZM26 190V191H27ZM75 190V189H74ZM109 190V191H110ZM218 192H219V190H218ZM222 192V191H221ZM243 192V193H242ZM30 193V192H29ZM67 193H68V190H66V195H67ZM81 193V192H80ZM113 193V192H112ZM111 193V194H112ZM26 194V193H25ZM31 194V193H30ZM98 194V193H97ZM114 194V193H113ZM28 195V194H27ZM70 195V194H69ZM29 196V195H28ZM98 196H99V194H98ZM158 196H159V194H158ZM225 197V198H224ZM77 197H75V198H73V200L76 202H80L82 199H80L79 197H78V199H80V200H78V199H76ZM97 198H99V197H97ZM102 198V197H101ZM100 198V199H101ZM251 198V199H250ZM39 199V198H38ZM38 199H33V200H36L35 202H38V204H39V201H41V199L40 200H38ZM245 199H247V200H245ZM55 200V199H54ZM72 200V199H71ZM72 200V201H73ZM95 200H97L96 198H95ZM99 200V199H98ZM98 200H97V202H98ZM104 200V204L103 205H105V202L106 201H109V200H107V199H103ZM103 200H101V201H103ZM147 200V201H146ZM145 201V202H144ZM42 202V201H41ZM40 202V203H41ZM94 202H96V201H94ZM82 203H84V201L82 202ZM110 202H108V204H109ZM130 203V204H131ZM144 203V204H143ZM261 203H262V205H261ZM77 204V206H79V208H81V210L82 209H84L85 210V208H86V206H85V204H80V203H76ZM106 204H107V202H106ZM102 205V206H103ZM226 205V204H225ZM39 207H35L34 208V206L32 207V209L31 210H38L39 212L40 211H42L44 208L42 207V205L40 206V205H38ZM85 206V207H84ZM106 206V205H105ZM227 206V205H226ZM224 207V209L225 208H227V210H225V212L226 213H228V214H224L225 216H227L228 218H229V208H228V206L227 207ZM104 207V206H103ZM138 207V208H137ZM148 207V206H147ZM146 207V208H147ZM31 208V207H30ZM78 208V209H79ZM101 208V207H100ZM103 210H104V214L105 215H108V213L109 212H107V211H105L106 210V207H105V209L103 208ZM139 210V209H138ZM44 211V210H43ZM45 211H46V209H45ZM88 211V210H87ZM224 211V210H223ZM36 212V211H35ZM148 212V210L147 209H144V213L146 214ZM234 212H236V213H234ZM21 213H24V212H21ZM43 213H45V212H43ZM87 213H89V212H87ZM86 213V214H87ZM221 214L222 213H224V212H220ZM39 214V215H38ZM36 216L35 215H32V216H35L36 217V219H39L38 221H39V223H41L40 225H39V223H38V226L40 227V229H38V228H36V229H34V230H31V231H38L37 232V236L38 235H42V234H45V233H40L41 231L43 232V229H45V219H43V216H41V214L40 213H38ZM221 214H219L220 216H217V219L219 218V219H222L221 218ZM22 215H24V214H22ZM90 215V213L88 214V216ZM159 215H161V214H159ZM263 215V214H262ZM93 216H95L94 218H97V220L96 221H98V222H102V221H99V216L97 217V215L96 214H94ZM222 216H223V214H222ZM29 217V216H28ZM27 217V218H28ZM44 217L45 218H48V217H51V216H49V215H47V213L44 215ZM101 217V216H100ZM143 217V216H142ZM155 218L153 219V220H155V222H156V224H155V226H159V228L160 229H162L163 231H164V233H166L165 234V236L166 237H168L169 236V239H172L171 240V242H175V243H173L172 245H171V248H172V251H173V253L174 254H181L182 255V251H181V249H182V244L183 243H180V242H178L177 241V238H176V235H180V233L182 232V231H179V232H177L178 234H172L171 232H170V230L169 229H166V228H168L167 227V225H166V223L167 222H165V217L164 216H157V215H155L154 216ZM164 217V218H163ZM3 217L2 216H0V249H2L3 247L2 246H5V248H7L8 249V247L6 246V245H10V244H8L9 243V241H8V243H7V236L8 235H6V233L8 232L6 229L5 230H3L2 228H5V226L4 225H2V223H5V221H3V219H2ZM90 218V217H89ZM236 218V219H235ZM241 218V219H240ZM246 218V217H245ZM260 218H261V216H260ZM264 218V217H263ZM82 219V218H81ZM106 219V218H105ZM104 218H103V220H105ZM111 219V218H110ZM139 219H140V217H139ZM147 219V218H146ZM148 221H149V223H151L150 222V220H151V218H149L148 217ZM183 219H184V217H183ZM226 219V218H225ZM230 219V218H229ZM101 220V219H100ZM108 220V219H107ZM133 220V219H132ZM131 220V225H136V221L137 220H135V222L134 221H132ZM238 220V221H239ZM70 221V220H69ZM83 221V220H82ZM219 220H216V226H218L217 228L219 229V227H220V224H218V223H220V222H218ZM220 221H222V220H220ZM241 221H239L240 223H242ZM66 222H67V224H68V220H66ZM78 222H80V221H78ZM97 222V223H98ZM142 222V221H141ZM103 223H105V222H102V226L104 227V224ZM149 223H147V221H146V223H144V224H148V225H150ZM238 223V222H237ZM236 223V224H237ZM246 223V224H245ZM99 224V223H98ZM138 224V223H137ZM140 224V223H139ZM142 224V223H141ZM143 224V226L141 225V227L143 228L142 230L143 231H145V232H143V234H145V236H144V238H146L148 241H149V243H148V245H149V248H151V249H148L149 251H148V253H150V254H147L148 256L147 257H149V255H150V258H147V257H145V255H144V257L142 256V259H143V261L144 260H146L147 261V263H149V261L148 260H150V261H154V260H156V258L157 257H159L158 255H164V253H165V248H164V245L162 244V245H159V244H157L156 245V243H158V242H155V240L157 239V236H156V233H154L153 231H151V230H153V227L152 228H150V227H148V225H147V229H146V225H144ZM239 224V223H238ZM243 224H245V225H247V222L246 221H243ZM73 225V224H72ZM79 225H80V223H79ZM130 225V227L132 228V227H134V226H131ZM3 226V227H2ZM136 226H139V225H136ZM151 226V225H150ZM154 226V227H155ZM215 226V227H216ZM25 227H31V228H33V226L31 225H29V224H27V226L25 225ZM42 227V228H41ZM84 226H83V224H82V228H83ZM99 227V226H98ZM103 227L101 228V229H103ZM63 228V227H62ZM65 228V227H64ZM80 226H76V224H75V226L73 225V229H75V231H76V233H74L75 234V236H77V237H80V235L81 236H83L84 234H82V232L81 231H79L80 230ZM149 228V229H148ZM30 229V228H29ZM38 229V230H37ZM133 229H135V228H133ZM133 229H129L130 230V232L128 231V233H131L132 234V237H136V234H137V232H135V230H133ZM155 229H156V227H155ZM154 229V230H155ZM158 229V228H157ZM165 229V230H164ZM150 230V231H149ZM4 231H7L6 233L4 232ZM220 231H221V229H220ZM45 232V231H44ZM80 232V233H79ZM239 232V231H238ZM31 233V234H30ZM36 232H34V234H35ZM84 233V232H83ZM159 233V232H158ZM161 233H163V232H160V234ZM163 233V234H164ZM8 234V233H7ZM29 234L30 235H32V237H34L33 236V232H29ZM37 236H35V237H37ZM131 236V235H130ZM183 235H181L180 236V238L182 237ZM7 237V238H6ZM40 237H42V236H40ZM39 236H38V238L39 239H36L35 238V240H37L36 242H38L39 244H38V246L39 247H44V244L41 242V240H42V238H40ZM171 237V238H170ZM80 238H82V237H80ZM137 238H138V235H137ZM176 238V239H175ZM179 238V239H180ZM47 239H48V241H49V239H51L50 240V243L51 244H53L54 245V243H58V246H59V244H62L61 243V241H59V239H57V238H54V233H52L51 231H49L48 232V236H47ZM137 241H139V238L137 239ZM137 241H135V242H137ZM236 241V240H235ZM79 242V241H78ZM135 242H132V243H130V244H132V246H135V245H137ZM184 242H186V241H184ZM150 243H151V245H150ZM178 243V244H177ZM189 244V246L191 245V242L189 241L188 242ZM200 243L202 244V245H206L204 242H202V241H200ZM254 243H256V242H254ZM76 244H78V243H76ZM160 244H161V242H160ZM176 244H177V246H176ZM257 244H259L258 242H257ZM257 244H253L254 246H253V248L254 247H256V251H255V249H252V251L254 250V253L253 254H257L258 253V251H260V253H258L259 254V256H263V257H259V259H258V261H259V264H264V259H261L260 260V258H264V248H263V246L260 244V250H258V247L256 246ZM66 245H67V243H66ZM180 245H182V246H180ZM195 245H197V244H195ZM235 245H236V250L237 251H240V246H239V244H237L236 242H235ZM61 246V245H60ZM62 246H65L64 244H62ZM157 246V247H156ZM192 246H194V245H192ZM237 246H239V247H237ZM2 247V248H1ZM137 247V246H136ZM205 247H208V246H205ZM25 248H28V247H25ZM158 249V253H156L155 252V254L153 255V254H151V253H153V250L154 251H157V249ZM7 249H4V250H7ZM10 249V248H9ZM86 249L87 248H85L84 247V249L83 248H80V250H78V251H85V253H86ZM137 249V248H136ZM262 249H263V251H262ZM88 250H89V248H88ZM87 250V251H88ZM140 250V249H139ZM206 250H208V248H206ZM21 251V250H20ZM24 251V250H23ZM22 251V252H23ZM25 252H27V251H25ZM89 252V251H88ZM31 253H33V254H35V251H30V254ZM84 253V254H85ZM140 253H141V255H143L142 254V251H140ZM146 253H147V251H146ZM145 253V254H146ZM82 254V253H81ZM136 254H138V253H136ZM158 254V255H157ZM88 255V254H87ZM223 255V256H222ZM32 256V255H31ZM89 256V255H88ZM140 256V255H139ZM165 256H166V254H165ZM221 256L222 257H224V256H226L225 255V253H222L221 254ZM32 257H35L34 255L32 256ZM138 257V256H137ZM136 257V258H137ZM162 258H160L161 260L163 259L164 261L166 260L167 261V259H168V263H170V261H171V263H172V260L171 259H169V257H167V259L164 257V256H161ZM145 258V259H144ZM73 260H71V261H75L76 259H74V258H72ZM138 259V258H137ZM136 259V260H137ZM141 259V258H140ZM154 259V260H153ZM162 260V261H163ZM175 264H185V263H183V262H181V261H179V260H177V259H175ZM209 262H211L210 260H209ZM24 262L22 261V264H23ZM143 263V262H142ZM212 263V262H211ZM136 264H137V262H136ZM141 264V263H140ZM145 264V263H144ZM149 264H153V263H149ZM155 264H156V262H155ZM207 264V263H206ZM231 264H233V261H232V263ZM235 264V263H234Z\"/></svg>",
	"mask_w": 264,
	"mask_h": 264
}]
</instances>
